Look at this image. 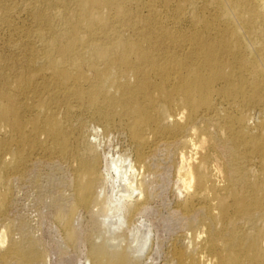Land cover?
<instances>
[{
  "label": "bare ground",
  "instance_id": "1",
  "mask_svg": "<svg viewBox=\"0 0 264 264\" xmlns=\"http://www.w3.org/2000/svg\"><path fill=\"white\" fill-rule=\"evenodd\" d=\"M50 1L53 5L55 3L65 7L60 12L65 27L58 35L55 33L51 36L48 40L49 47L27 52L25 70L12 76L15 87L13 92L0 90V98L4 99V103L0 104V119L10 133L8 139L0 140V146H7L14 141L19 146L16 153L20 155V147L23 144L30 140L35 143L30 133L25 132L26 126H29L33 135L40 130L49 135L55 156L70 158L75 162L72 180L73 203L63 215L65 223L70 226L74 210L81 207L90 212L93 218L102 217L103 222L109 220L111 225L121 228L131 223L133 216L148 198L143 178V171L146 169L145 151L152 152L162 143H177L182 153L188 154V160L183 159L186 168L181 173L184 191H188V203L195 199L208 201L207 210L212 211V224L216 221L229 222L236 215L248 218L254 211L260 220V226L251 233H225L212 228L208 239L211 247L216 238L226 237L221 252H215V263L264 264V134L257 141L244 134L249 124L245 106L257 102L258 91L261 89L260 80L254 65H246L245 58L240 53V42L237 38L239 17L229 14V4L241 0H214L225 15L226 23L216 27L212 16L208 19L197 17L193 27L200 24L202 30L181 37L178 35L180 33H171L172 31L168 32L164 27L155 25L156 0H134V10L125 5V2L130 0H70L69 7L65 3L66 0ZM193 1L196 0H177L174 12L183 11L182 4ZM197 1L212 4V0ZM162 2L167 6L171 0ZM7 7L0 5L2 10ZM140 7L148 11L145 16H139L137 19L144 21L145 30H140L131 38L116 34L112 22L130 21V15L137 16ZM47 13L37 10L34 15L37 20L44 18L47 21ZM6 18L8 19V16ZM130 23L133 27L136 24L134 19H131ZM110 33L114 35L112 39ZM83 35H88V38H83ZM243 36L245 39V35ZM164 37L175 43L184 42L189 46L184 47L187 52L184 55L167 50L161 53L153 52L159 48L156 46ZM257 51L259 52V48ZM257 56L259 55L254 58ZM82 64L89 69L91 76L80 68ZM67 66H72L73 70L70 71ZM259 66L262 65L259 63ZM39 73L47 76L44 87L40 86V91L35 79ZM153 75L158 77L157 80L152 79ZM6 82L8 84V80ZM48 84L53 87L47 86ZM55 92L61 94L65 101L73 98L77 104L85 103L92 110L93 116L103 114L108 118L106 120L118 117L136 143L134 159L115 164L104 156L102 169L95 141L87 142L81 149L70 143L69 133L58 126L52 112L43 115L42 121L37 116L24 118L20 115L17 98L34 99L41 106H45V101L53 97ZM213 96L230 101L235 106V112L230 113V109L227 110L229 113L224 115L219 126L228 133L233 160L227 167L229 175L219 181L214 179L213 175L212 179L210 178L207 156L200 151L193 136L194 132L199 131L195 124L198 111H208L211 108L214 110ZM237 143L243 144L246 151L258 155V174L253 179L242 166L244 157L240 154L241 150H235L236 146H239ZM145 224L140 226L144 236L143 245L149 236V229ZM190 226L193 229L195 227L193 223H190ZM137 230L136 232H139V227ZM199 234L202 236V233ZM4 240L5 235L1 231L0 244ZM101 240L93 241L89 245L86 264L132 263L134 249L130 242L131 246H121L122 243L116 245ZM38 255L32 247L23 249L15 246L1 255V258L12 256L25 264ZM185 259L187 261V258ZM206 260L202 261V264H212L211 258Z\"/></svg>",
  "mask_w": 264,
  "mask_h": 264
},
{
  "label": "rangeland",
  "instance_id": "2",
  "mask_svg": "<svg viewBox=\"0 0 264 264\" xmlns=\"http://www.w3.org/2000/svg\"><path fill=\"white\" fill-rule=\"evenodd\" d=\"M66 1L65 3L69 7L70 0ZM130 1H126L125 5L134 10L136 3L134 0ZM263 1L241 0L229 4L231 7L229 14L232 13V16L239 17L237 23H239L240 28L237 30V38L240 42V53L245 58L244 63L254 65L253 68L260 80L261 89L258 91L257 102H252V104L245 106L246 109L244 108L249 118V124L244 134L256 141L264 134ZM176 2L177 0H171L167 6H164L162 0H156L155 11L157 16L154 23L157 27H164L168 32L180 33L178 34L179 37L202 30L200 24L196 25L195 28L193 27L197 17L208 19L212 16L213 24L216 27L225 24L227 21L214 0H212V4L197 0L186 2L182 4L183 11L179 13H175L173 10ZM243 4L249 6H243ZM0 5L9 6L6 10L0 8V90L13 92L15 88L12 81L14 80L13 77L16 73L25 70L27 52L49 47L48 40L51 36L55 33L58 35L64 29L60 12L65 7L58 4L60 6L58 8L57 4L54 3L53 5L50 0H0ZM56 6L57 8H55ZM37 10L44 12V14L48 12L49 20L46 21L44 18L37 20L34 15ZM147 13V9L140 7L137 16L130 15V21L125 20L126 22L123 23L113 21L112 25L116 34L123 38H131L140 30H145L144 21H137V19ZM69 14L71 13L69 12ZM131 19H134L136 23L134 27L131 26ZM112 34L110 33V39L114 37ZM243 35H245V39ZM83 38H88V35H83ZM167 39L164 37L159 40L156 46L159 48L153 52L161 53L167 50L181 55L187 52V49L184 48L187 44L184 42L182 44L180 41L175 43L171 39ZM258 48L259 52L257 51ZM254 54L259 56L255 59L256 55ZM259 63L262 66H259ZM67 68L70 71L73 70L72 66H67ZM80 68L88 76H91L89 69L83 64ZM37 75L35 79L36 82L38 81L37 87L40 91L42 90L40 86L45 84L47 76H43V73ZM157 78L155 75L152 76V79L157 80ZM51 97L45 101V106H41L34 99L23 100L22 97L17 98L15 96L19 101L20 115H23L24 118L30 117V115L37 116L42 121L45 114L52 112L51 114L58 121V126L69 133V142L77 145L79 149L87 142L94 143L95 141V147L100 154L102 169H104V156H107V160H111L115 164L134 159L136 143L127 132V128L118 120V117L115 116L113 119L106 120L108 118H105L103 114L93 116L92 110L85 103L78 102L77 104L73 98L65 101L57 92L53 95V100ZM212 100L215 104L214 110L211 108L208 111H198L195 124L199 131L194 132L193 136H195L194 140L200 151L207 156L210 178L212 179L213 175L214 179L219 181L225 175H229L227 167L230 161L233 162L231 157L232 146L228 141V133L219 126L226 113L235 112V106L232 102L220 100L216 96H213ZM1 103H4L2 98H0ZM29 105L31 106L29 107ZM49 106L50 108H48ZM39 124L41 125V122ZM25 132L30 133V137L34 139L35 143L30 140L23 144L20 147V155L16 153L19 146L14 141L7 146H0V232L2 231L5 235L4 242L0 244V264H24L12 256L1 258V255L15 246L23 249L32 247L39 254L25 264H86L89 245L93 241L99 242L101 239L110 242V244L132 245L134 259L131 264H189L190 262L202 264V261H207L208 257L212 259V264H216L215 252H221L226 237L216 238L211 247L208 239L209 231L212 228L222 230L225 233L233 231L241 234L251 233L260 226L256 211L248 218L236 215L229 222L216 221L212 224L210 219L212 211L207 210L208 201L195 199L188 203L186 201L188 191L187 193L184 191L181 175L186 168L183 159L186 158L187 161L188 154L182 153L180 146L172 142L159 144L152 152L145 151L146 169L143 171V178L148 198L139 212L133 216L129 225L118 228L111 225L109 220L103 222L102 217L100 219L93 218L90 212L77 207L73 212L70 226H68L63 215L73 203L72 180L75 162L70 158L56 157L51 137L43 131L40 130L33 135L29 126H26ZM9 137L10 133L0 119V140H6ZM237 145L239 146H236L235 150L237 152L241 150L240 154L244 157L241 161L242 166L248 170L249 177L253 179L258 174V155L246 151L243 144L237 143ZM190 223L195 225L194 229L191 228ZM141 224H145L149 229V236L145 245L142 243L144 236L142 235ZM138 227L140 230L136 232ZM198 233H202V236ZM99 236L102 237L99 238ZM133 237L134 239H132ZM242 262L245 261L242 259Z\"/></svg>",
  "mask_w": 264,
  "mask_h": 264
}]
</instances>
